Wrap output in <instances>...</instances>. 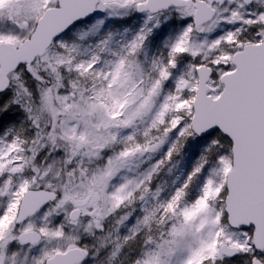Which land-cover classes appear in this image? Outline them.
I'll return each mask as SVG.
<instances>
[{
	"label": "snow or ice",
	"instance_id": "obj_1",
	"mask_svg": "<svg viewBox=\"0 0 264 264\" xmlns=\"http://www.w3.org/2000/svg\"><path fill=\"white\" fill-rule=\"evenodd\" d=\"M0 264H264V0H0Z\"/></svg>",
	"mask_w": 264,
	"mask_h": 264
}]
</instances>
